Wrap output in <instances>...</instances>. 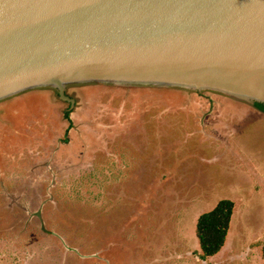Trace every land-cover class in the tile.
Segmentation results:
<instances>
[{"label": "rangeland", "instance_id": "374dc122", "mask_svg": "<svg viewBox=\"0 0 264 264\" xmlns=\"http://www.w3.org/2000/svg\"><path fill=\"white\" fill-rule=\"evenodd\" d=\"M66 94L0 102V264H264V112L211 91ZM223 198L225 245L202 260L196 220Z\"/></svg>", "mask_w": 264, "mask_h": 264}, {"label": "water", "instance_id": "95a60500", "mask_svg": "<svg viewBox=\"0 0 264 264\" xmlns=\"http://www.w3.org/2000/svg\"><path fill=\"white\" fill-rule=\"evenodd\" d=\"M88 84L264 105V0H0V102Z\"/></svg>", "mask_w": 264, "mask_h": 264}, {"label": "trees", "instance_id": "16d2710c", "mask_svg": "<svg viewBox=\"0 0 264 264\" xmlns=\"http://www.w3.org/2000/svg\"><path fill=\"white\" fill-rule=\"evenodd\" d=\"M254 105L264 111V105L260 103ZM64 114L65 118H69L68 111ZM234 209L235 202L232 199L223 198L212 209L198 216L195 233L201 251L198 255L202 260L210 259L221 252L230 230Z\"/></svg>", "mask_w": 264, "mask_h": 264}, {"label": "flooded vegetation", "instance_id": "af4514ba", "mask_svg": "<svg viewBox=\"0 0 264 264\" xmlns=\"http://www.w3.org/2000/svg\"><path fill=\"white\" fill-rule=\"evenodd\" d=\"M254 106H255V105H254ZM71 107H72V106H71V104H70V107H69V109H71ZM255 107H256V106H255ZM256 108H257V107H256ZM261 111H262V110H261ZM262 112H264V111H262Z\"/></svg>", "mask_w": 264, "mask_h": 264}]
</instances>
